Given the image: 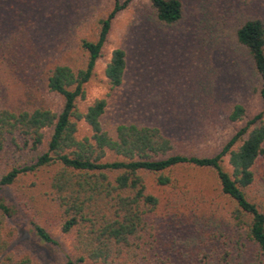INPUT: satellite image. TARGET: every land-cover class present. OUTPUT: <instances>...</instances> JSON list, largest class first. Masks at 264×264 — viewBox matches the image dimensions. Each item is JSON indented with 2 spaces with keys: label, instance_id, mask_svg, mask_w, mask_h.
I'll list each match as a JSON object with an SVG mask.
<instances>
[{
  "label": "trees",
  "instance_id": "16d2710c",
  "mask_svg": "<svg viewBox=\"0 0 264 264\" xmlns=\"http://www.w3.org/2000/svg\"><path fill=\"white\" fill-rule=\"evenodd\" d=\"M132 1L0 0V264H38L16 249L20 230L60 249L65 264H264V109L251 114L241 102L230 105L228 119L241 125L206 151L197 148L202 134L186 126V112L165 102L157 108L154 97L127 120L108 115L106 96L82 105L114 20ZM208 1L199 10L212 9ZM149 3V19L161 25L185 16L184 0ZM234 29L264 104V17L245 16ZM128 68L127 50L115 48L105 68L111 92L124 86ZM163 108L171 115L146 118ZM181 167L211 170L221 199L209 213L193 209L159 227L165 195L168 205L188 203ZM40 172L48 173L50 210L35 205L29 190L37 182L26 185ZM52 218L71 237L68 248Z\"/></svg>",
  "mask_w": 264,
  "mask_h": 264
},
{
  "label": "rangeland",
  "instance_id": "374dc122",
  "mask_svg": "<svg viewBox=\"0 0 264 264\" xmlns=\"http://www.w3.org/2000/svg\"><path fill=\"white\" fill-rule=\"evenodd\" d=\"M87 1L101 6L112 4L111 0ZM184 1L185 16L174 26L149 19V0H133L118 14L105 54L98 62L95 75L87 83V98L82 105L106 96L108 115L113 120H127L138 116L140 110L145 111L142 105L145 97H154L153 105L157 108L165 102L170 111L186 112V126L192 125L202 134L196 138L197 148L211 151L220 147L241 125V122L228 119L230 105L241 102L251 114L264 109L260 95L252 85L250 69L241 60L242 53L234 38L235 25L242 18L255 14L264 17V0H209L208 8L211 5L213 10L206 8L203 12L199 10L200 0ZM236 2L243 7H236ZM207 11L212 22L209 26L204 23ZM119 46L128 52L129 68L124 86L111 92L105 68L113 50ZM46 98L50 104H57L56 97L47 95ZM198 99L202 100L203 107ZM207 102L209 111L205 109ZM163 110L155 109L146 118L152 120L157 115H171L165 108ZM81 129L84 133L89 132L84 122ZM260 166H264L263 163ZM176 174L182 184L179 189L188 192L189 200L186 205L175 207L167 204L165 195L156 211L157 224L162 228L174 216L193 209L200 214L209 213L211 206L221 199L211 170L181 167ZM33 180L37 186L29 191L35 198V205L52 209L46 184L48 173L27 177L26 185ZM202 195L206 197L204 201ZM50 220L53 233L68 248L71 237L61 233L54 218ZM174 232L171 229L165 233L172 236ZM17 246L19 252H29L38 264H65L60 249L41 243L23 230H20Z\"/></svg>",
  "mask_w": 264,
  "mask_h": 264
}]
</instances>
